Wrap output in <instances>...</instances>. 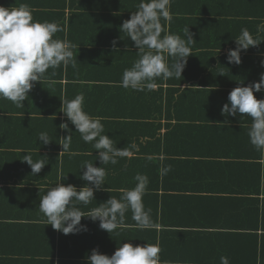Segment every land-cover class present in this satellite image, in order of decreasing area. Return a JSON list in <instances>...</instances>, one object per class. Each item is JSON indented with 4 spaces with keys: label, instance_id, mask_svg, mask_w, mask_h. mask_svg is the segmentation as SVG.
Masks as SVG:
<instances>
[{
    "label": "crops",
    "instance_id": "0c3cea01",
    "mask_svg": "<svg viewBox=\"0 0 264 264\" xmlns=\"http://www.w3.org/2000/svg\"><path fill=\"white\" fill-rule=\"evenodd\" d=\"M139 3L140 0H0V6L6 8L26 5L35 22L56 23L62 31L53 38L75 45L72 51L76 61L75 67L69 64L66 68H49L42 82L34 83L22 107L0 98V264L46 260L53 244L57 248L55 261L65 258L75 264L86 263V255L94 248L111 256L123 243L145 244L147 229L137 227L131 210L111 234L100 229L98 220L85 217L81 224L87 226L86 232L65 235L55 230L57 244L52 241L50 225L39 209L40 199L57 183L74 185L77 190L84 187L88 182L80 179L85 170L83 160H97V167L102 166L92 143L82 140L62 112V101L79 94L84 96V111L100 118L103 134L117 148L131 152L129 157H117L127 159L124 167L103 165L107 173L103 189L94 192L95 200L88 205H80L83 212L87 214L111 196L119 199L123 190L136 186L137 174L152 175L142 203L148 210L145 195L151 192L148 187L152 185L155 214L150 216L156 244L161 249L160 264H221V257H227L229 264H260L258 250L240 242L241 232L247 235L253 232L248 229H258L255 221L222 214L224 208L234 205L229 196H244L245 190L256 188L251 167L236 163V168H224V160L239 157L247 162L256 158V148L249 137L240 135L232 140L224 132L211 130L212 126L228 124L207 94L232 88L236 76L228 72L203 73L187 64L198 68L208 62H228L227 52L236 48L235 39L243 28L257 38V26L264 23V0H171L172 19L161 21L162 36L167 33L186 38L185 29L189 27L195 43L190 46L192 55L180 78L156 79L153 93L160 88L163 95H172L174 100L164 104L159 144L155 142L150 152L141 145L143 152L138 156L134 150L141 148L135 143L136 148L132 147L128 134L120 145L122 136H115L112 122L130 114L155 115L158 111L147 104H115L113 100L115 94L149 91L121 86L124 70L132 67L139 53L120 27ZM113 40L117 41L115 47ZM261 50L262 43L242 51L241 61H248ZM244 119L251 118L241 114L227 117L229 125L244 124ZM50 120L67 122L72 130L68 151L61 153L63 137L60 138L58 167L50 166L48 157L50 146H55L49 135ZM42 132L51 142L39 141ZM25 155L34 162L44 160L48 164L34 176L31 167L22 161ZM145 158L153 161V172L145 167ZM168 166L171 170L162 175ZM210 240L220 243L214 247Z\"/></svg>",
    "mask_w": 264,
    "mask_h": 264
},
{
    "label": "clouds",
    "instance_id": "9594fccd",
    "mask_svg": "<svg viewBox=\"0 0 264 264\" xmlns=\"http://www.w3.org/2000/svg\"><path fill=\"white\" fill-rule=\"evenodd\" d=\"M171 0H140L136 11L130 19L124 20L120 31H123L138 49L139 59L131 68H126L122 75L121 86L135 91H149L156 88V79L180 78L191 54V45L195 43L189 27L185 29V37L175 34H164L161 21L170 22ZM62 29L54 22H35L26 5L18 8L0 6V98L13 102L17 107L23 106L35 82H42L49 68L55 70L63 65L72 64L73 45L69 41L54 39L53 36ZM258 32H264V23L257 26ZM236 48L229 49L226 59L228 63L240 65L241 52L264 42L250 34L247 28L241 30L235 39ZM113 46L117 41L113 40ZM171 58V63H169ZM264 65V60L261 61ZM55 74V73H53ZM181 90L184 88L180 87ZM264 90V73L258 82L247 86H238L230 91L228 103L221 109L225 116L224 123L229 124L228 116H247L251 118L248 130L250 143L259 151H264V99H257L254 92ZM83 94L74 99L62 101V112L68 122L75 126L85 143H92L98 152L96 156L102 166H94L85 162V169L80 179L88 183L77 190L71 184L57 183L42 196L39 209L46 217L47 225L67 234L86 232L87 226L81 224L82 218L99 221L102 230L112 233L124 223L125 213L131 210L133 219L140 229L152 226L150 209L146 210L142 197L149 180L145 175L137 174V184L132 189L123 190L119 199L110 197L87 214L80 205H88L94 198V192L103 189L106 169L103 165L116 164L117 157H129L131 152L126 148H117L113 140L104 133L100 118H93L84 111ZM223 123V124H224ZM59 127L68 135L63 139L62 152L70 148L71 133L69 123H61ZM39 141L43 144L51 142L47 133H40ZM94 142V143H93ZM136 148V145H132ZM31 167V174L41 172L46 163L44 160L33 161L30 155L23 160ZM170 166L162 170V175L170 171ZM63 179H66L64 177ZM107 191V189H105ZM160 247L158 244L133 245L131 242L121 244L111 256L102 254L98 248L86 255V264H160ZM221 264H229L227 257H221Z\"/></svg>",
    "mask_w": 264,
    "mask_h": 264
},
{
    "label": "trees",
    "instance_id": "16d2710c",
    "mask_svg": "<svg viewBox=\"0 0 264 264\" xmlns=\"http://www.w3.org/2000/svg\"><path fill=\"white\" fill-rule=\"evenodd\" d=\"M258 39L264 41V32H259ZM262 43V52L258 54L257 56H253L248 61H242L240 65L230 64L228 62H208L207 64H204L203 67L202 64H199L198 68L194 67V64H187V66L191 67L192 69L196 71H200L203 73H231L236 76L234 79V83L231 86L232 88H229L228 90H218L208 93V97L211 98L212 102H214L220 110L222 109L223 105L225 103H228V95L231 90L238 86H247L248 84H251L253 82H258L260 78V74L264 73V65H262L261 61L264 60V42ZM159 91L153 93V90L147 91L146 93H137V94H115L113 97L115 104H147L150 108L152 106H155L158 108V111H156V114L153 115L149 112L148 115H132L130 114L129 117L122 116V118H116L113 117L115 120L112 122V130L115 136H122L120 137L119 143L122 145L125 140V135L128 134L132 141L130 142L132 145L135 143L137 146H139L141 149L136 148L134 151H136V154L139 156L141 155V152H143V147L141 145L146 146V149H148L150 152V147L154 145L155 142L159 144L160 142V131L162 128L161 120H162V111L170 102H173L174 97L172 98V95L162 94V90L158 88ZM148 93V94H147ZM254 95L257 99H264V90L261 92H254ZM90 102V101H89ZM164 104L166 105L164 107ZM126 119H129L132 122L131 124H128V122H125ZM160 119V120H159ZM121 120V121H120ZM244 124H232V125H226V126H212L211 130H214L218 133H222L227 136L228 139H237L238 136L243 137H249L248 136V130L251 126V119H244ZM60 123L58 120H50L49 125V135L50 138L53 141H55V146L51 148L50 146V152H49V159L50 166L52 167H58V144L60 141L61 136L64 138L66 137L67 132L59 127ZM224 132V133H223ZM54 144V143H52ZM145 149V148H144ZM145 152V151H144ZM256 158L247 160H242V158L234 157L227 160H224V168H236V163H246L247 167H251L252 170L255 172L256 175V188L252 191L245 190L244 196H235L233 198L228 197V200L233 199L234 205L228 206V208H224V211L222 214L226 215H236L242 218H246L248 220H254L256 226L258 225V229L255 228L254 230L248 229L253 232H249L247 235L242 234L241 243L243 246H253L256 250H258L259 254V263L264 264V151H259L256 149ZM147 156V153H145ZM152 155V152L149 154ZM145 156V157H146ZM134 159V158H133ZM90 162L93 163L94 166H99L97 164V160H83V162ZM127 161V159H117L116 165H113L114 167H124L126 164H124ZM135 162H137V159H134ZM145 167L150 171L153 172V161L151 159L145 158L144 160ZM250 165H249V164ZM158 167V164L156 165ZM158 172V171H157ZM147 177H151L148 174ZM147 194L145 195V198L147 200V204H149L148 210L150 209V214L153 217V190L152 185L148 187ZM152 224V223H151ZM255 226V225H254ZM51 230V236L53 243L57 244V238L55 235V229L52 228V226H48ZM249 228V227H246ZM261 232L259 235L258 232ZM56 241V242H55ZM211 244L216 247L217 244L220 243V240H210ZM144 243L148 244H156V237H154V230L151 226L150 228H147L144 233ZM56 246L53 244V248L51 249L50 258H46V260L36 261V262H28L27 264H75L72 261L66 262L63 258L61 261H55V255H56ZM64 257V256H63ZM5 264H7V261H3ZM24 262H17V264H23ZM26 263V262H25ZM86 264V263H82Z\"/></svg>",
    "mask_w": 264,
    "mask_h": 264
}]
</instances>
